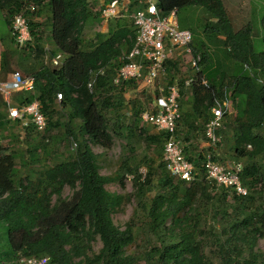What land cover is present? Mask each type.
<instances>
[{"label": "trees", "instance_id": "trees-1", "mask_svg": "<svg viewBox=\"0 0 264 264\" xmlns=\"http://www.w3.org/2000/svg\"><path fill=\"white\" fill-rule=\"evenodd\" d=\"M156 5L163 16L175 9L179 13L201 6L214 21L209 28L211 38L205 35L214 51L190 30L194 50L202 54L201 75L207 86L185 87L192 70L188 68L185 77L180 57L166 62L164 90L179 86L181 108L185 95L192 96L191 101H183L188 109L182 112L176 130L177 138L189 144L184 154L197 173L192 183L172 176L165 162H158L168 135L141 127L146 109L138 100L131 102L129 110L124 91L137 86L113 83L136 37L130 18L111 19L107 33L97 32L88 39V26L103 21L91 9L90 0H0L8 28L16 15L24 14L35 44L34 50L22 52L27 58L18 63L24 75L35 78L34 89L17 92V104L38 101L48 122L39 140L32 138L37 132L33 125L22 127L14 122L13 129L20 127L23 139L31 144L25 152L13 145L7 150L0 138V264H21L34 257L47 258L46 264H264V252L257 249L264 237V47L257 49L253 25L234 29L223 0H156ZM131 6V12L144 8L138 0H132ZM45 13L50 27L47 38L55 46L50 53L44 47V24L39 20ZM10 50L2 53V72L14 68ZM57 53L65 56L60 67L49 61ZM226 61L234 66L226 68ZM100 70L104 74H98L89 89L88 83ZM230 92L234 113L222 119L218 146L222 139L233 141L237 162L244 161L240 179L248 189L246 196L206 180L205 155L191 148L192 141L205 138L206 124L213 118L211 109ZM57 94H62V100ZM9 123L0 121V129L5 131ZM62 127L66 139L72 137L77 147L66 159L51 163L47 137ZM229 130L232 136L228 138ZM113 132L128 141L125 149L135 143L137 149L142 141L148 151L142 157L135 152L124 156L116 175L105 176L92 146L110 149ZM12 138L18 134L12 132ZM18 156L23 159L19 165ZM142 166L145 175L140 172ZM128 174L133 176L137 208L122 229L113 216L128 198L106 186H123ZM66 187L71 197H64ZM145 234L149 250L129 253L139 235ZM96 241L102 244L97 253Z\"/></svg>", "mask_w": 264, "mask_h": 264}, {"label": "built area", "instance_id": "built-area-1", "mask_svg": "<svg viewBox=\"0 0 264 264\" xmlns=\"http://www.w3.org/2000/svg\"><path fill=\"white\" fill-rule=\"evenodd\" d=\"M131 4L132 0H114L99 10L104 21L130 18L136 29L133 47L123 57L126 62L117 70L114 85L120 86L133 82L138 89H154L155 83L166 75V62L180 57L184 60V64L192 70V76L186 79L185 87L192 84L207 86V81L201 75L202 54L195 52L193 48V33L180 28L177 10L163 16L158 11L156 0H138V5L144 8L131 12ZM11 36L15 45L20 49L26 48L33 41L28 20L24 14L20 13L13 18ZM46 50L50 53V50ZM49 61L52 66L60 67L64 64L65 56L57 53ZM98 74H104V70L94 75L88 83L89 89H93ZM34 85L33 76L14 71L7 80L0 82V94L7 105L9 120L19 122L22 127L33 125L37 132L44 134L47 131L48 122L38 101L21 106L13 105L11 102L13 94L32 91ZM160 91L159 95L154 96L152 109L141 114L142 122L151 125L156 131L167 133L168 137L163 151L166 169L172 176L192 183L197 180L194 163L185 157L184 146L176 136L177 124L181 118L180 88L174 84L168 86L166 91L164 89ZM231 94L230 92L222 102L217 101L211 109L213 118L205 127V138L211 150L205 155L203 168L206 180L214 182L219 187L231 188L238 195L246 196L248 189L240 179L242 164L235 161L220 163L215 159L221 140L217 131L223 128L224 115L231 114L233 111ZM62 98V94H57L59 101ZM70 141L72 149H76L77 142L72 137ZM21 262L23 264H46L47 258L34 257L23 259Z\"/></svg>", "mask_w": 264, "mask_h": 264}, {"label": "rangeland", "instance_id": "rangeland-1", "mask_svg": "<svg viewBox=\"0 0 264 264\" xmlns=\"http://www.w3.org/2000/svg\"><path fill=\"white\" fill-rule=\"evenodd\" d=\"M99 3V2H98ZM254 3L256 6H258L260 8V10L262 9V12L257 13V16L254 17V15H250V18L248 20L242 21L238 23V27H241L242 25H244L245 23H252L255 24L257 23V21L259 20V16L263 17L264 15V0H254ZM96 7V6H95ZM47 17L48 15L45 13V15L41 16V20L42 23L44 24V27H42L41 31H43L44 33V47L45 45L48 46L49 48H51V45H53V41H50L49 38H47V35H49V31H50V27L48 25L47 22ZM208 14L205 10L204 7L201 6H192V7H187L184 8L182 10L179 11L178 14V19H179V23L181 24L182 27L190 29L194 34H196L199 38L200 41H203V36L206 35L207 37L212 35V31L209 29L211 28L212 25L211 23L214 21H210L208 19ZM105 23L107 24V22H105L104 20L102 22H95L93 24H91L90 26H88L87 31H86V36L88 37V39H93L95 37V34L97 32H100L104 28L103 26H105ZM247 25V24H246ZM254 27V31L255 34L257 35L258 33V25L253 26ZM10 32H9V28L7 26V22H6V16L5 13L3 12V10L0 9V41H1V45L4 43V40H6V43L11 42V37H10ZM208 37V38H209ZM211 38V37H210ZM0 45V48L2 47ZM34 42L32 41L30 45L26 46V48L21 49L20 50L15 46L13 49H11L9 52L10 57H16L18 58L20 53L24 52V51H28L30 52V50H34ZM8 46V45H7ZM31 46V49H30ZM256 47L257 49H260L261 47H264V42L263 40H258L256 42ZM210 48L211 51L215 50V46L213 44H211L210 42ZM217 48V46H216ZM49 50V49H48ZM222 51V49H221ZM50 52V51H49ZM179 52L177 51V54ZM183 70L182 72L185 73V77L186 72H188V65L183 63ZM232 66H229V68H231ZM13 71H20L21 73H23L18 67L13 68ZM168 83L166 81L165 76H162L156 83H155V88L154 89H150V90H146V89H138V88H133L131 89L129 92L124 91V97L126 98L125 100L127 101V105L129 107V110H131L132 108V101L133 100H138L140 102L141 105H143V107H145L146 110H150L152 109V105H153V101H154V94L159 92L160 94V89H165L167 87ZM118 89V88H117ZM119 91V89L117 90ZM16 94H13L12 98H11V102L13 103V105H18L17 100H16ZM192 100V96L190 94H186L184 99H182V108H181V114L182 112H186L188 109V106L185 105L183 103V101H191ZM234 105V104H233ZM130 114V113H129ZM0 115H4V109L2 107H0ZM1 121V118H0ZM141 127L146 128L149 133H156L157 131L149 124H145L142 122ZM7 129V128H6ZM18 134V138L17 139H13L12 137L9 138H5L4 140H2V145L6 148H8L7 150H11L12 146L14 147V149L18 152H25V150H28L31 147V144L26 143L24 138L25 133L22 131V129L20 127H15L14 129H9L10 134L13 132ZM5 131L0 129V134H4ZM19 132H22L19 133ZM231 130L228 131V138L232 136V134L230 133ZM125 134H127V132H125ZM44 134H39L37 132H35L34 136L32 138L34 139H42ZM51 137H47V142H49L50 144V162L51 163H56L58 161L64 160L66 159L67 155L69 153H72L74 150H72V145H71V141L69 139H66L65 136V130L64 128H60L55 130L54 132L50 133ZM9 140V141H8ZM181 140V139H180ZM182 141V140H181ZM127 140L123 139L122 137H119L118 135H116L113 132V146L110 149L104 148L102 146H92L93 151L99 155L100 157V166H101V174L105 175V176H114L116 175V172L118 171V169L121 166V162L124 158V156H128L129 154L132 153H136V155L142 157L145 153H147V147L146 144L143 143L141 141V143H139V145L141 147H137V149H135V147L137 146V143L135 144H131L130 146H128V150L125 149V145L127 144ZM139 142V141H138ZM182 144L184 146V149L186 146H188L189 144L184 143L182 141ZM192 145V149H195L194 152H202L204 155H206L209 152V148H208V143L207 140L203 137L200 136L199 139L194 140L191 142ZM233 146V141L231 139H227L224 140L222 139L221 144L218 146V150H217V157L218 159L221 160V162H227V161H235L237 162V159L235 158V154L233 152L232 149ZM151 156L156 157V154L153 153L152 151L149 152ZM157 159V158H156ZM22 157L18 156V158L16 159L17 164L19 165L20 163H22ZM163 160V156L161 159H158V162L160 163ZM242 163V165L244 166V161H239ZM140 172L145 175L146 174V167L142 166V168L140 169ZM157 178H154L153 181V186H156L157 184ZM107 189L110 192H114V193H118L121 194L125 197L128 198V200H126L125 204L122 206V208L114 214L113 218H114V222L116 225H118L120 228L124 229L126 223H128L134 216L135 210L137 208V201L136 199L133 197V194L135 192L134 190V185H133V176L128 174L125 179H124V185H120L119 183H113L110 184L108 186H106ZM151 194V193H149ZM64 197H71L72 196V191L69 187H66L64 190ZM101 242L100 241H96L94 243V251L97 253L99 252V250L101 249ZM257 249L264 252V237L260 238L258 240V246ZM146 250H149V244H148V236L145 235H139V238H137L135 244L129 249V253H138V252H145ZM22 264V263H21ZM140 264H145V262H140Z\"/></svg>", "mask_w": 264, "mask_h": 264}, {"label": "crops", "instance_id": "crops-1", "mask_svg": "<svg viewBox=\"0 0 264 264\" xmlns=\"http://www.w3.org/2000/svg\"><path fill=\"white\" fill-rule=\"evenodd\" d=\"M113 1L114 0H90V6H91V9L94 12H99V10L102 8V6H104L105 4H108V3H112ZM223 1H224V4H225L227 13L229 15V18H230V20L232 22V25H233V27H234V29L236 31L237 30H240L242 27H244L246 24H248V23H245L241 27H238V23L239 22L248 20L250 18V15H252V14L254 15V17L257 16L258 11L260 10V8L255 5L254 0H223ZM261 12H262V9L259 11V13H261ZM263 17H264V15H263ZM263 17H260L259 16V20L255 24L249 23V24H251L253 26L258 25V33L255 36V39L257 38V40H259V39L263 40L264 39V25L261 23ZM39 20H41V19H39ZM179 25H180V23H179ZM103 27L106 28V29H103L100 32L101 33H107V31H108V24L105 23V26H103ZM187 30H190V29H187ZM9 32H10V35H11V27H9ZM10 37H12V36H10ZM220 38H222V37H220ZM2 40H4V43L1 45V41H0V45L2 46L0 48V82L7 80L8 77L10 76V74L12 72H14L13 69H11L10 71H7V72H2L1 71L2 53L7 48L8 49L15 48L14 47V44L12 43V40L9 43H6V40L5 39H2ZM203 41L206 42L209 45V48H210V41L207 40V37L205 35L203 36ZM50 46H51V48H49L48 46L45 45V48L46 49H49L50 51L51 50H54L55 51L54 44L51 45V43H50ZM210 50H211V48H210ZM12 58L10 59L11 60V65H14V68L15 67H18L19 68V64L18 63L20 61H25V59L27 57L25 56V54L20 53V55H19L18 58H16V57H12ZM32 60H34V59H32ZM224 64H225V67L226 68H228L229 66H232V67L234 66L232 61H226ZM19 69L23 72V70H22L23 67H22V69L21 68H19ZM3 105H5V101H4L3 96L0 94V107L3 108ZM0 118H1V121H7V122L9 121L10 122L7 125V127H6L7 129L5 130L4 134H0V138L2 140H4L5 138H9L10 139V137H12V133L10 134L9 129H13L14 122H12V121L9 120V118H8V112H7V109L6 108H4V115H0ZM13 132H14V130H13ZM19 133L22 134V132H19Z\"/></svg>", "mask_w": 264, "mask_h": 264}, {"label": "clouds", "instance_id": "clouds-1", "mask_svg": "<svg viewBox=\"0 0 264 264\" xmlns=\"http://www.w3.org/2000/svg\"><path fill=\"white\" fill-rule=\"evenodd\" d=\"M100 14V13H99ZM106 22H108V21H106ZM137 88V87H136ZM232 113H234V105H233V111H232ZM142 120V119H141ZM164 151V150H163ZM216 154H217V152H216ZM218 155V154H217ZM220 163H222V162H220Z\"/></svg>", "mask_w": 264, "mask_h": 264}]
</instances>
